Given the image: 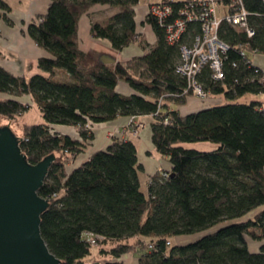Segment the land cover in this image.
<instances>
[{
    "label": "trees",
    "instance_id": "trees-1",
    "mask_svg": "<svg viewBox=\"0 0 264 264\" xmlns=\"http://www.w3.org/2000/svg\"><path fill=\"white\" fill-rule=\"evenodd\" d=\"M243 3L255 35L249 39L223 25L220 39L229 47L224 79L214 80L209 67L199 78L208 95L225 103L189 115L171 108L184 103L186 96H175L188 83L176 72L180 48L167 43L154 18L146 23L157 44L142 57L110 67L79 48V21L100 5L119 13L106 27L93 24V37L116 51L134 43L146 50L136 33L141 0H52L47 14L28 29L53 57L38 60L43 74L18 78L0 66V118L17 122L31 109L17 98L31 97L43 123L23 126L22 152L31 165L56 157L39 195L50 202L41 216L42 236L61 264H85L95 247L101 264H124L119 260L127 254H137L139 264H264V245L252 254L247 243V238L264 242V107L240 101L264 94L263 75L249 57L264 54V3ZM199 31L198 24H190L189 34ZM120 81L135 94H119ZM150 116L153 147L171 164L169 178L151 177V185L149 178L144 191L137 147L119 138L69 171L94 138L88 125ZM57 126L77 129L82 141L53 133ZM199 142L216 148L184 147ZM87 236L103 240L92 246ZM195 236L201 237L173 243Z\"/></svg>",
    "mask_w": 264,
    "mask_h": 264
},
{
    "label": "crops",
    "instance_id": "crops-1",
    "mask_svg": "<svg viewBox=\"0 0 264 264\" xmlns=\"http://www.w3.org/2000/svg\"><path fill=\"white\" fill-rule=\"evenodd\" d=\"M51 3L52 0H0V66L15 77H32L43 74L37 67L38 60L53 58L48 52L39 48L28 33L30 24L47 14ZM149 5L140 4L135 8L136 33L145 39L146 50H143L139 43H134L122 51H116L107 40L93 37L91 33L93 24L106 27L111 24V18L119 13L118 9L100 5L94 6L79 21V48L99 63L110 67L117 63H126L132 59L142 57L157 44L153 28L146 23ZM252 61L254 65L264 71V54L253 55ZM117 92L121 95L130 96L135 94L136 91L127 82L120 81L117 85ZM255 96L258 98L262 94ZM17 99L29 104L31 108H36L29 96L18 97ZM256 102L262 103L264 107V102L260 101V98ZM222 103H225V100L221 96L209 95L203 99L190 95L186 97L183 104H175L178 108H172L174 104L171 108L176 109L182 115H189ZM132 119L119 118L110 123L92 125L91 131L94 138L88 142L84 153L68 166L69 171L79 167L95 152L106 150L114 138L132 141L137 147L139 162L144 167L142 186L144 185L146 188L144 191H147L148 179L159 176L161 170L164 172L169 171L171 164L166 158L160 157L153 147L151 128L154 122L153 117L135 119V121H142L145 124L139 137H133L123 132ZM53 128H57L61 133L66 134L75 131L69 127L57 126ZM68 135L75 141H82L79 134V137L75 138L70 134ZM200 237H177L175 241H177L176 245L182 246L192 243ZM247 243L252 254H259L261 247L264 245V242H257L250 238H247ZM119 261L124 264H139V257L137 254H127Z\"/></svg>",
    "mask_w": 264,
    "mask_h": 264
},
{
    "label": "built area",
    "instance_id": "built-area-1",
    "mask_svg": "<svg viewBox=\"0 0 264 264\" xmlns=\"http://www.w3.org/2000/svg\"><path fill=\"white\" fill-rule=\"evenodd\" d=\"M264 3V0H260ZM148 16L154 18L166 31V41L169 45L180 48V61L176 72L187 80L188 89L181 96L193 95L206 98L209 95L199 82L206 67L212 72V78L216 81L224 79L223 59L229 47L220 39V30L223 25H229L238 32H242L251 39L255 32L250 27L249 12L245 8L243 0H157L148 7ZM190 24H198L200 31L188 33ZM245 57V52H241ZM256 73H261L264 82V71L251 62ZM168 125V119L164 120ZM133 127L132 136H138L139 130L145 124H136L135 118L129 124ZM92 125L87 128L91 129ZM124 132H126L124 130ZM131 133V132H130ZM163 179L169 178V174L161 170ZM153 179H149V184ZM92 246H97L102 237L87 236Z\"/></svg>",
    "mask_w": 264,
    "mask_h": 264
},
{
    "label": "water",
    "instance_id": "water-1",
    "mask_svg": "<svg viewBox=\"0 0 264 264\" xmlns=\"http://www.w3.org/2000/svg\"><path fill=\"white\" fill-rule=\"evenodd\" d=\"M53 133L69 136L57 128ZM22 142L11 124L0 127V264H61L42 236L50 202L39 195L56 157L31 165Z\"/></svg>",
    "mask_w": 264,
    "mask_h": 264
},
{
    "label": "rangeland",
    "instance_id": "rangeland-1",
    "mask_svg": "<svg viewBox=\"0 0 264 264\" xmlns=\"http://www.w3.org/2000/svg\"><path fill=\"white\" fill-rule=\"evenodd\" d=\"M155 1H157V0H141V5H143V4L144 5H148V4L154 3ZM147 14H148V12H147ZM141 43L144 44V45L146 44V41H145V39L143 37L141 38ZM252 56L253 55H250L249 54V57L250 58H252ZM258 98H260V101H263L264 102V94H262V96L261 97H258ZM258 98H257V96H254V95H248V96H245L244 98L240 99V101L241 102H244V103H249V102H252V101H257ZM172 108H178V107L175 106V105H173ZM39 123H43V119H42V117H40V114H39L37 108H31L23 117L19 118L18 121L15 122V123H13V122H11L9 120H6L4 118H0V127L6 126L8 124H11V129L15 133V135L22 136V137H23L22 128H23L24 125H33V124H39ZM136 124L139 125V124H144V123L142 121H138V122L136 121ZM72 129H74L75 131H71V133H68V134H70L74 138L75 137H79L78 136L79 132L75 128H72ZM142 129L143 128H141L139 130V134H140V132H141ZM124 130L126 132H124ZM124 130H123V132L125 134H129L130 136H132L131 134L133 133V127H131L130 125H128L127 127L124 128ZM139 134L136 137H139ZM133 137H135V136H133ZM184 147H186L188 149L198 150V151H212L213 149L216 148V145L214 143H211V142H199V143L184 144ZM142 189L143 190H146V188H145L144 185L142 186ZM173 243L176 244L177 241H173ZM97 253H98V248L95 247L93 249L92 256L89 257L86 260V263H95V262H98V260H97L98 255H97Z\"/></svg>",
    "mask_w": 264,
    "mask_h": 264
}]
</instances>
